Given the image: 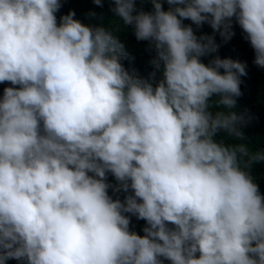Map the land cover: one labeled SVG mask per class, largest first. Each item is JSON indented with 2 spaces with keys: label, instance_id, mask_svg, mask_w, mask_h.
<instances>
[{
  "label": "clouds",
  "instance_id": "obj_1",
  "mask_svg": "<svg viewBox=\"0 0 264 264\" xmlns=\"http://www.w3.org/2000/svg\"><path fill=\"white\" fill-rule=\"evenodd\" d=\"M167 3L113 5L154 49L143 77L103 24L74 10L57 23L61 0H0V82L18 85L0 96V264H264V195L249 172L264 148H250L233 107L246 62H203L214 35L182 23L227 41L234 17L264 67V0Z\"/></svg>",
  "mask_w": 264,
  "mask_h": 264
},
{
  "label": "trees",
  "instance_id": "obj_2",
  "mask_svg": "<svg viewBox=\"0 0 264 264\" xmlns=\"http://www.w3.org/2000/svg\"><path fill=\"white\" fill-rule=\"evenodd\" d=\"M164 9L169 7L167 0H161ZM115 0H102V5H96L93 0H61V7L57 10V23L60 22V17L67 14L69 10H74L75 18L81 20L82 23L89 25L103 24L112 31L124 45L126 55L122 59V63L131 72L148 77L149 73L153 72L154 66L150 63L155 55L154 49L150 50L148 40H137L134 35V28L131 24H125L114 11L113 5ZM135 5L134 12L144 10H153L152 0H133ZM94 12L95 15L90 13ZM182 23L192 24L194 32L199 36L202 33L213 34L214 39L219 45L215 52H210L201 59L208 63L214 56L219 55L221 58L229 57L239 59L246 62V74L241 76L240 89L241 94L235 98L236 103L233 106L234 110L242 114L245 118L243 132L246 142L250 148L256 150L264 148V67H259L254 60V49L248 39L245 38V33L233 17V35L225 41L217 31L213 33V29L207 22H203L197 27L190 19L185 18ZM223 71V69H221ZM160 78V71L156 70V80ZM155 83V81H153ZM5 86L11 85L10 81L0 82V96L3 94ZM218 97L210 98L213 101ZM220 106L214 102L211 105L212 110H216ZM225 139V142H232L231 138L226 137L224 133L219 134ZM249 172L259 187V191L264 195V162H256L250 168ZM107 180L111 185L118 183L111 173L107 174ZM131 192V189L128 190ZM109 194L113 199L119 197L123 200L126 193L124 191L113 192L112 187L108 189ZM130 216V230H135L143 235L144 219H137L131 213H125ZM196 255H199L197 253ZM5 264H26V261H19L15 258H8ZM164 264H170L167 259Z\"/></svg>",
  "mask_w": 264,
  "mask_h": 264
}]
</instances>
